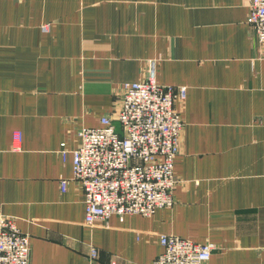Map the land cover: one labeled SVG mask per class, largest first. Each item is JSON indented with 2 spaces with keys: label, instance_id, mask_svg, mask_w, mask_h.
<instances>
[{
  "label": "crops",
  "instance_id": "obj_1",
  "mask_svg": "<svg viewBox=\"0 0 264 264\" xmlns=\"http://www.w3.org/2000/svg\"><path fill=\"white\" fill-rule=\"evenodd\" d=\"M248 11L249 0H0V215L28 235L29 264H152L163 234L217 245L205 264H264V51ZM149 61L159 84L186 87L174 205L87 226L77 132L112 117Z\"/></svg>",
  "mask_w": 264,
  "mask_h": 264
},
{
  "label": "built area",
  "instance_id": "obj_2",
  "mask_svg": "<svg viewBox=\"0 0 264 264\" xmlns=\"http://www.w3.org/2000/svg\"><path fill=\"white\" fill-rule=\"evenodd\" d=\"M246 24L264 51V0H249ZM40 30L49 32V24H42ZM185 97L186 87L159 84L154 61H149L143 80L122 84L112 117H101L98 127L78 130L79 143L70 152L71 169L72 179L83 191L85 225L105 222L111 216L120 221L129 215L150 217L174 205V161L184 128L176 104ZM20 138L19 132L12 133L13 143ZM59 146L64 159L65 143ZM59 187L63 193L67 180L61 179ZM159 244L162 251L152 264H205L218 249L209 241L195 243L172 234L160 235ZM97 257L98 250L90 246L88 259ZM29 261L28 235L20 231L14 218L0 215V264Z\"/></svg>",
  "mask_w": 264,
  "mask_h": 264
}]
</instances>
